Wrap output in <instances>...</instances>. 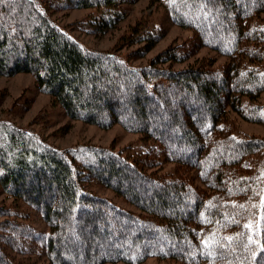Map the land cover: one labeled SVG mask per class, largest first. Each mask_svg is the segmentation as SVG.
Returning a JSON list of instances; mask_svg holds the SVG:
<instances>
[{"label":"trees","instance_id":"trees-1","mask_svg":"<svg viewBox=\"0 0 264 264\" xmlns=\"http://www.w3.org/2000/svg\"><path fill=\"white\" fill-rule=\"evenodd\" d=\"M129 0H49L50 9H95L105 32ZM161 1V0H159ZM185 43L134 69L112 52L86 50L36 0H0V75H34L73 120L115 125L150 142L131 155L109 147L70 154L38 134L0 119V188L47 225L0 206V264L43 249L49 264H264V138L232 127L234 112L264 121V0H164ZM161 36L138 40L150 52ZM206 47L228 58L187 70L172 65ZM175 164L168 174L162 163ZM112 189L137 208L84 190Z\"/></svg>","mask_w":264,"mask_h":264},{"label":"rangeland","instance_id":"rangeland-1","mask_svg":"<svg viewBox=\"0 0 264 264\" xmlns=\"http://www.w3.org/2000/svg\"><path fill=\"white\" fill-rule=\"evenodd\" d=\"M36 1L83 48L93 52H112L121 62L134 69L148 65L163 51L185 43L193 36L190 29L173 23L164 0H129L122 3L119 5L123 8L122 20L114 28L105 32L95 31V28L91 26L98 12L95 9L61 7L58 10H52L48 8L49 0ZM262 18L264 19V13ZM148 33L158 34L161 38L150 52L138 58L137 53L144 47V43L138 40V36L143 37ZM203 60H210L219 67L224 65L228 58L212 49L202 47L186 61L174 63L172 67L176 71H183L196 66ZM255 105L264 110V93ZM0 119H6L21 128L35 132L51 146L69 154L74 149L102 146L138 155L146 152L150 145V142L144 140L143 135L129 132L120 125L103 129L97 125L71 119L48 94L39 90L36 79L31 73H20L12 77L0 75ZM230 121L237 133L264 138V121L252 122L234 112L230 113ZM174 168L175 164L164 162L156 170L162 174H168ZM81 186L86 191L112 200L122 208L138 211L135 206L110 188L89 182H83ZM0 206H7L23 213L27 217L25 222L38 231L48 229L38 212L22 201L7 195L1 188ZM17 256L26 264H49L41 247L31 254ZM142 264L175 263L152 257Z\"/></svg>","mask_w":264,"mask_h":264}]
</instances>
